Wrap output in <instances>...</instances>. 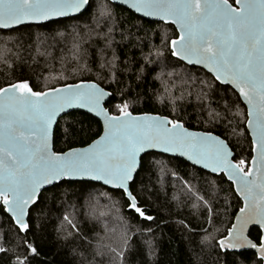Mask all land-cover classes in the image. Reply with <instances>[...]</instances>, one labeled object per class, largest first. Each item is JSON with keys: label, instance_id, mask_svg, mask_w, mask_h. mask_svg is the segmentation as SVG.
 <instances>
[{"label": "trees", "instance_id": "1", "mask_svg": "<svg viewBox=\"0 0 264 264\" xmlns=\"http://www.w3.org/2000/svg\"><path fill=\"white\" fill-rule=\"evenodd\" d=\"M102 12H110V15L101 16ZM74 25L79 26L75 31L81 34L78 62L74 59L72 37L61 40L52 35L54 30L71 33ZM29 33L33 37L39 33L46 35L36 40L30 39ZM7 35L19 39L8 44L11 53L0 56V86L16 78H30L33 84L39 85L38 90H43L45 86L92 79L122 96L119 99L114 95L107 101L105 106L110 110L116 102L126 100L133 113L178 116L188 128L215 130L216 134L224 136L231 131V126L225 129L224 119V102L231 104L235 100L230 86L223 88L216 82L214 89L203 88L201 80L211 84L214 78L204 69L185 64L171 55L170 48L163 43L177 36L171 23L147 20L109 0H91L86 12L72 18L45 22L39 27L25 24L15 27L12 33H0V36ZM21 41L22 51L17 47ZM77 68L80 70L74 71ZM202 92L207 93L206 98L198 99ZM225 92L227 95L223 94ZM172 97L177 98L176 113L169 103ZM238 106L242 114L246 112L243 103ZM210 111L221 113L218 127L216 123H205ZM66 120L69 123H65ZM235 123L240 125L237 132L246 127L239 116ZM73 125L83 131L77 133ZM64 129L69 131L67 137ZM100 132L98 119L72 110L59 117L54 150L86 145ZM230 140L234 158L243 156L250 160V137L232 136ZM151 155L164 163L141 168L132 187L138 196V206L153 220L142 219L128 209L121 190L96 182L58 184L56 189L66 188L69 194L54 198L49 194L56 189L47 187L40 193V202L31 210V230L26 237L18 234L10 216L0 213V248L6 249L0 252V264H16V257L23 255L28 256L27 264H224L225 259L227 264H233L234 255L245 264H252L253 251L229 252L225 258L215 244L227 233L241 207L231 182L222 174H212L182 158L158 152ZM141 185L143 192L139 191ZM95 190L100 194H95ZM81 191L83 195L74 194ZM91 193L95 197L89 196ZM65 215L68 220L64 219ZM256 231L255 227L251 228L253 236ZM206 235L209 239L203 241ZM24 239L37 248L38 255L25 251ZM112 248L123 251V258L111 252ZM98 252L103 255H96Z\"/></svg>", "mask_w": 264, "mask_h": 264}, {"label": "snow or ice", "instance_id": "2", "mask_svg": "<svg viewBox=\"0 0 264 264\" xmlns=\"http://www.w3.org/2000/svg\"><path fill=\"white\" fill-rule=\"evenodd\" d=\"M124 3L145 17H156L176 26L179 35L163 41L164 46L170 48L173 57L208 70L214 79L211 84L201 80L203 88L214 89L216 82L223 88L230 86L235 100L231 104L224 102V119L225 129L231 126V131L227 136L216 134L215 130L192 131L178 116L133 115L126 100L116 102L110 110L104 106L107 99L114 95L122 99V96L119 92L106 91L92 79L38 90L39 85L33 84L30 78H16L0 86V213L10 216L18 234L26 237L31 230V210L40 202V193L45 187L56 189L58 184L87 180L121 190L127 208L151 221L153 217L138 206V196L133 191L137 173L143 167L164 163L151 154H179L211 173L222 174L243 202L227 235H221L215 242L221 255L226 258L229 252L253 250L252 264H264V0H124ZM90 6L91 0H0V33H12L16 26L26 23L39 27L55 17L72 18ZM107 15L110 12L101 13V16ZM93 18L96 19L94 13ZM78 27L74 25L71 33L52 32L54 38L61 40L72 37L77 62L81 42V34L75 31ZM40 35L46 34L35 37L28 34L36 40ZM18 39L12 35L0 36L3 41L0 56L11 53L8 44ZM22 43L17 44L21 51ZM206 96L202 92L197 98ZM176 100L172 97L169 101L173 113L177 112ZM238 103L246 106L245 113H241ZM73 108L86 109L99 117L103 131L84 147L56 151L53 141L59 117ZM238 116L246 125L240 132H237L240 125L235 123ZM221 118L220 112L210 111L205 123H216L218 127ZM73 128L77 133L83 131L75 125ZM63 134L67 137L68 129ZM249 135L251 160L243 156L235 159L230 137ZM139 191H144L142 185ZM68 194L65 188L49 195L54 198ZM197 199L203 200V197ZM207 203L205 200L204 204ZM208 214L211 223V207ZM64 219L68 220L67 215ZM250 226L257 229L254 236ZM208 239L207 235L203 237V241ZM22 243L27 253L39 254L27 239ZM2 251L6 249L0 248ZM110 251L121 258L124 256L123 251L117 252L115 248ZM27 260L26 255L17 256L16 264H27ZM233 264L245 262L234 255Z\"/></svg>", "mask_w": 264, "mask_h": 264}, {"label": "water", "instance_id": "3", "mask_svg": "<svg viewBox=\"0 0 264 264\" xmlns=\"http://www.w3.org/2000/svg\"><path fill=\"white\" fill-rule=\"evenodd\" d=\"M110 2H112V3H114V4H118V5H121V6H123V7H125V8H127L128 10H130V11H132V12H134L135 14H137L138 16H140V17H143V18H145V19H147V20H155V21H161V20H159L158 18H156V17H145V16H143L141 13H136L134 10H132V9H130L129 7H128V5L126 4V3H124V0H109ZM82 12H83V10H82ZM80 14V13H79ZM75 15H78V14H74V16ZM62 18H67V17H55V18H52V21L53 20H57V19H62ZM161 22H163V21H161ZM42 23H45V22H42ZM169 23H171V22H169ZM26 24H32V23H26ZM172 24V23H171ZM174 27H175V29H176V26L174 25V24H172ZM16 27H18V26H16ZM177 31V30H176ZM177 35H179V33L177 32ZM175 58H177V59H179V60H181L179 57H175ZM181 61H183L185 64H188V65H193V66H197V67H200V68H202V69H204L206 72H208V70L207 69H205V68H203L201 65H196V64H189V63H187V61H184V60H181ZM209 73V72H208ZM210 74V73H209ZM211 75V74H210ZM73 83H76V82H73ZM219 83V82H218ZM59 86V85H58ZM58 86H56V87H58ZM103 87V86H102ZM106 89V88H105ZM106 91H109L108 89H106ZM110 92V91H109ZM109 99H107V101H108ZM106 104V103H105ZM105 106V105H104ZM245 106V105H244ZM106 107V106H105ZM245 108H246V106H245ZM72 110H80V111H83V112H86V113H88V114H90V115H92L93 117H95L96 119H98L99 120V122H100V124H101V132L103 131V124H102V121H101V119L99 118V117H96L93 113H89L86 109H79V108H73V109H69V110H67L66 111V113H68V112H70V111H72ZM130 111V110H129ZM132 112V111H131ZM65 113V114H66ZM143 113H150V112H143ZM118 114V113H117ZM132 114L133 115H139V114H141V113H133L132 112ZM151 114H157V113H151ZM64 115V114H63ZM158 115H161V114H158ZM62 116V115H61ZM60 116V117H61ZM246 126V125H245ZM186 127V126H185ZM188 128V127H187ZM190 130H192V131H203V130H196V129H191V128H189ZM100 132V133H101ZM249 137H250V139H251V136L249 135ZM95 139V138H94ZM91 142V141H90ZM89 142V143H90ZM85 145H83V146H75V147H84ZM67 150V149H66ZM66 150H64V151H66ZM158 153H160V152H158ZM162 154H166V155H169V156H175V157H179V158H182L183 160H185L186 162H188V163H190L191 165H193V166H195V167H198V168H201V169H203V170H205V171H207V172H210V171H208L207 169H204L202 166H200V165H195V164H193L191 161H188L185 157H182V156H180L179 154H168V153H162ZM233 156H234V152H233ZM250 160H251V158H250ZM249 160V161H250ZM211 173V172H210ZM212 174H216V175H220L219 173H212ZM226 178V177H225ZM227 179V178H226ZM85 181H87V180H85ZM91 182H96V183H99V184H101V185H103V183L102 182H97V181H91ZM230 182V181H229ZM103 186H106V185H103ZM106 187H108V188H112L111 186H106ZM45 188H47V187H45ZM44 188V189H45ZM113 189V188H112ZM234 189V188H233ZM235 191V190H234ZM238 196V195H237ZM239 197V196H238ZM242 201H241V206H242ZM239 210V209H238ZM237 210V211H238ZM237 213V212H236ZM236 213H235V215H234V217H233V220L232 221H234L235 220V217H236ZM230 227H231V225H230ZM250 228H253L252 226H250ZM225 235H227V233L225 234ZM220 239V238H219ZM218 239V240H219ZM250 251H253V250H250ZM254 252V251H253ZM255 253V252H254Z\"/></svg>", "mask_w": 264, "mask_h": 264}, {"label": "rangeland", "instance_id": "4", "mask_svg": "<svg viewBox=\"0 0 264 264\" xmlns=\"http://www.w3.org/2000/svg\"><path fill=\"white\" fill-rule=\"evenodd\" d=\"M172 39H173V38H172ZM94 193H95V194H96V193L100 194V192H98V191H96V190H95ZM95 194L92 195V193H91V197H92V198H93V196L95 197ZM102 196L105 197L104 195H102ZM94 202H96V201L94 200ZM110 205L112 206L111 202H110ZM88 209H89V208H88ZM89 211H90V210H89ZM101 212H103V211L101 210ZM87 213L89 214V212H87ZM90 214H91V213H90ZM90 214H89V215H90Z\"/></svg>", "mask_w": 264, "mask_h": 264}]
</instances>
